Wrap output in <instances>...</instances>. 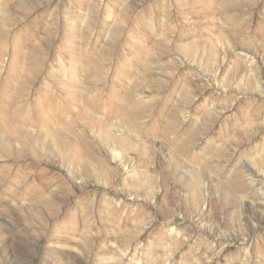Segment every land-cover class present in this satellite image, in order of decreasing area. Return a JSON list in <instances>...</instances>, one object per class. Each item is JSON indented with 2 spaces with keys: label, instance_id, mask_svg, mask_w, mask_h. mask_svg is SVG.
I'll list each match as a JSON object with an SVG mask.
<instances>
[{
  "label": "rangeland",
  "instance_id": "1",
  "mask_svg": "<svg viewBox=\"0 0 264 264\" xmlns=\"http://www.w3.org/2000/svg\"><path fill=\"white\" fill-rule=\"evenodd\" d=\"M260 203L264 0H0V264H264Z\"/></svg>",
  "mask_w": 264,
  "mask_h": 264
},
{
  "label": "bare ground",
  "instance_id": "2",
  "mask_svg": "<svg viewBox=\"0 0 264 264\" xmlns=\"http://www.w3.org/2000/svg\"><path fill=\"white\" fill-rule=\"evenodd\" d=\"M254 63H256V62H254ZM255 66L257 67V64H255ZM258 189H259V188H257V189L255 188V190H258ZM260 190H261V189H260ZM257 208H258L259 210H261V211H264V204H261V203L258 204V205H257ZM248 217H249V220H250V221L257 222V220H258V219H257V216L252 215L251 213L248 214Z\"/></svg>",
  "mask_w": 264,
  "mask_h": 264
}]
</instances>
